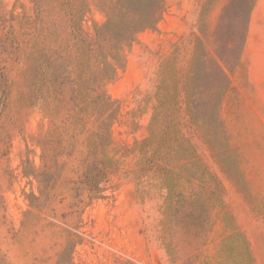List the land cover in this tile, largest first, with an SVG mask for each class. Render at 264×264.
I'll list each match as a JSON object with an SVG mask.
<instances>
[{
  "label": "rangeland",
  "instance_id": "374dc122",
  "mask_svg": "<svg viewBox=\"0 0 264 264\" xmlns=\"http://www.w3.org/2000/svg\"><path fill=\"white\" fill-rule=\"evenodd\" d=\"M166 2L102 85L117 109L106 155L119 164L95 192L85 183L88 137L107 114L72 125L81 64L73 26L94 36L107 21L101 0H0V264H264V0ZM175 46L183 68L206 56L231 82L212 140L218 154L189 134L222 189L215 198L198 181L181 183L187 195L206 193L199 229L166 220L158 195L141 194L134 157L118 153L148 136L155 102L144 101Z\"/></svg>",
  "mask_w": 264,
  "mask_h": 264
},
{
  "label": "trees",
  "instance_id": "16d2710c",
  "mask_svg": "<svg viewBox=\"0 0 264 264\" xmlns=\"http://www.w3.org/2000/svg\"><path fill=\"white\" fill-rule=\"evenodd\" d=\"M166 7V0H147L144 4L142 0H101V11L107 21L95 25L94 36L73 26L81 64L71 99L72 125L87 127L107 114L102 126L88 137L92 163L85 183L91 191H99L108 170L119 164L106 155L112 145L107 120L117 109L116 103L101 91L102 85L117 77L123 68L126 48L135 42L138 34L155 28ZM78 13L72 14L71 22H78ZM179 51L180 47L175 46L173 53L161 63L156 91L144 101L155 102L148 136L136 141L132 149L122 147L118 153L121 152L124 158L134 157L132 172L141 194L158 195L166 220L178 215L199 229L204 225L206 210L201 201L206 193L199 191L187 195L183 190L179 191L181 183L192 185L198 181L202 189L215 198L220 196L222 189L202 163L189 134L203 136L213 154H218L212 140L219 131L217 115L231 82L220 66L214 72L205 67L206 56L194 55L183 68ZM51 93L57 95L58 90ZM219 163L223 166L220 159Z\"/></svg>",
  "mask_w": 264,
  "mask_h": 264
}]
</instances>
